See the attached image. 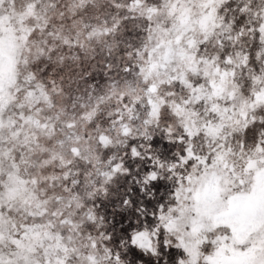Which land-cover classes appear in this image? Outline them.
Wrapping results in <instances>:
<instances>
[{
  "label": "snow or ice",
  "instance_id": "1",
  "mask_svg": "<svg viewBox=\"0 0 264 264\" xmlns=\"http://www.w3.org/2000/svg\"><path fill=\"white\" fill-rule=\"evenodd\" d=\"M0 264H264V0H0Z\"/></svg>",
  "mask_w": 264,
  "mask_h": 264
}]
</instances>
